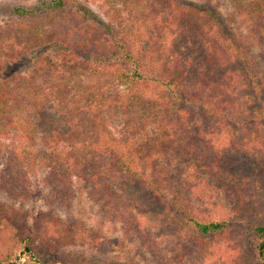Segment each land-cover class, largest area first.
<instances>
[{"label": "trees", "instance_id": "16d2710c", "mask_svg": "<svg viewBox=\"0 0 264 264\" xmlns=\"http://www.w3.org/2000/svg\"><path fill=\"white\" fill-rule=\"evenodd\" d=\"M118 1L129 27L114 28L76 0L10 8L19 26L0 33V50L15 47L25 26L42 53L52 52L36 64H56L47 68L52 81L43 84L0 76V192L29 197L30 176L39 171L44 189L36 194L50 206L28 228L12 205L0 202V264H68L63 247H101L83 221H65L51 212L70 205L75 183L104 201L112 217L119 216L111 196L138 201L148 195V210L166 213L167 231L191 264H234L229 246L242 243L264 264V78L255 81L252 73L245 76L236 67L240 60L248 70L244 39L217 12L206 15L193 3ZM233 1L264 62V0ZM63 20L69 26L61 28ZM59 27L74 36L71 49L58 44L59 33L49 31ZM179 40L185 50L199 46L200 56L182 52ZM108 43L111 51L105 50ZM11 51L10 59H17L22 50ZM7 65L0 61V71ZM78 75H85L88 84L73 81ZM71 96H80L82 105L70 110L51 103L53 97ZM131 113L139 115L143 128L146 121L157 125L158 142L174 156L170 175L148 167L152 151H144L137 139L109 130L116 117ZM198 189L223 197L227 210L194 208ZM246 201L254 202L251 213L241 207ZM181 223L190 229L184 231Z\"/></svg>", "mask_w": 264, "mask_h": 264}, {"label": "rangeland", "instance_id": "374dc122", "mask_svg": "<svg viewBox=\"0 0 264 264\" xmlns=\"http://www.w3.org/2000/svg\"><path fill=\"white\" fill-rule=\"evenodd\" d=\"M37 1L38 0H0V33L9 28V25L12 28L19 26V21H13L16 18L10 15L11 6H29L38 3ZM76 1L85 4L92 12L116 29L124 28V26L127 25L129 27L128 17L122 7V2L118 0ZM179 2L193 3L198 9L205 10L206 15L208 12L207 10L217 12L219 19L230 28V31L244 39L242 45L244 47V56L248 59L247 68L249 71L247 69L245 70L242 62H239L240 60H236V67L242 70L241 72H243L245 76L248 72L252 73L254 75L252 76L256 78L255 81L264 78V62L262 56H259L261 53L260 47L249 37L247 32L248 27L246 26L248 23L244 22V15L238 16V7L235 1L179 0ZM59 25L61 28L62 26H69L64 20L61 22L59 21ZM60 27L59 29L54 28L49 31L59 33L60 38L58 39V44L62 43L65 47L71 49L74 42L72 38H74V36H70L69 33H62ZM20 30L24 31L25 34L21 36L15 47H8L0 50V61L8 64L4 71H0V76H9L12 79H18V76H25L29 83L35 84H43L52 81L47 77V68L54 69L56 60L44 63L43 65L36 64L39 58L42 59L43 56L47 54L51 55L52 52L42 53V50L38 48L37 39L29 37L31 30H27L25 26ZM61 38H63V41ZM13 41H16V39ZM177 44L180 46L182 52L187 51V54H192L193 58L201 54V49L197 45L191 44L190 47L185 50V44L182 40H179ZM12 49L14 51L19 49L22 50L19 51L21 55L17 59H10V57L12 58L13 56L11 54ZM111 49L112 45L110 43L106 44L105 50L111 51ZM52 51H54V48H52ZM76 58L82 57L79 55L76 56ZM195 67L196 63L193 62L192 68L194 69ZM78 76L79 77L73 81H82L83 86H85L86 83L88 84L87 78L84 77L85 75ZM248 84L250 91L253 92L252 79L249 78ZM114 85L115 84L112 83L110 86L114 87ZM51 103L55 104L56 108L61 107L70 110H73L76 105H82L80 96H71L65 100L53 97ZM259 104V101H254V106H258ZM140 114L145 115L143 112ZM131 116L120 114L113 120L114 122L109 130L116 135L124 134L137 139L136 142L142 146L144 151H152L150 157L146 158L148 167L153 166V171H160L159 174H163V172L166 174V172L170 171L168 173L170 175L172 173L174 156L171 154L170 149H165L164 146L158 142L161 133L157 125L151 123L152 121H146V127L143 128L138 125V123H141L138 118L139 115L131 113ZM127 119L132 120L128 121ZM133 122L135 126L137 125V128L131 127L133 126ZM42 177L43 173L39 171L35 174H31L30 181L32 188L27 198L23 199L22 196H13L11 198L8 193L3 194L0 192V202L12 205L17 211L16 216L19 222L28 228L31 227L33 218L38 215L40 211L50 209L48 203H45L42 197L36 194L37 190L41 188L44 189L42 186ZM73 189V198L70 205L62 208H55L51 210V212L61 216L65 221H83L84 228L98 235L97 242L101 247L98 246L91 250L87 244L84 245L81 243H74L63 247V251L69 255L70 261L68 264H80L83 261H89L91 259L97 264H191L192 260L184 254V248L180 244L175 243L170 233L167 231L168 227L166 225L168 224V219L166 213H164L165 216H158L153 211L148 210L150 204L148 195L138 201L130 200L126 195L119 193H117L118 195L111 196L110 202L114 204L112 210L119 216L112 217L107 211L108 205L104 201L99 203L96 199H92L89 191L85 189L81 183H75ZM198 191L199 192L196 194L197 199H194V204L196 205L194 208L201 212L217 214H222L227 210L223 197L218 196L214 192L206 194L201 193L202 190L198 189ZM209 195L216 197L211 198ZM241 207L245 209L246 213H251L254 210V202L246 201ZM172 219L173 223L179 222L178 217H173ZM136 226L139 232L135 230ZM180 227H185L184 231H188L187 229L189 228L184 223H181ZM229 250L231 256L234 257V264L235 262L236 264H258L254 259L255 257L251 255L250 249L246 243L231 245L229 246ZM59 251L61 252V249ZM197 262V264L201 263L200 261Z\"/></svg>", "mask_w": 264, "mask_h": 264}]
</instances>
